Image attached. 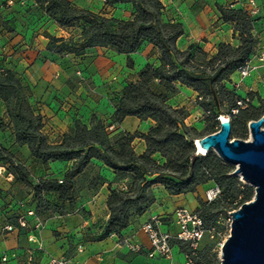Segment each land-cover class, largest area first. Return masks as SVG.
I'll list each match as a JSON object with an SVG mask.
<instances>
[{
    "label": "crops",
    "instance_id": "crops-1",
    "mask_svg": "<svg viewBox=\"0 0 264 264\" xmlns=\"http://www.w3.org/2000/svg\"><path fill=\"white\" fill-rule=\"evenodd\" d=\"M6 1L0 0V70L11 71L30 87L33 93L31 102L40 107L44 128L51 139H58L72 130L78 120L90 125L97 117L105 124L112 123L127 83L136 78L145 66L160 65L159 52L149 42L130 55L118 54L107 47H96L84 55L69 53L66 57L59 56L56 62L44 63L39 55L52 38L81 43L82 26L61 27L38 5L37 0H28L26 8L7 7ZM69 1L77 8L122 21L131 20L135 12L131 3ZM228 1L161 0L165 7L164 19L183 25L184 34L177 42L178 48L186 50L191 45H198L215 55L222 43L239 46L240 38L233 25L222 19L217 8ZM257 1L263 11L255 17L256 51L264 52V0ZM1 5L4 7L1 8ZM130 59L133 67L128 64ZM252 65L258 69L250 77L241 80L236 71L227 86L235 89L244 100L249 98V94H255L252 104L256 106V103L259 104L257 96L264 99V67L256 58H252ZM79 71L86 76L84 82H78L76 78ZM177 88L179 92L169 100V104L175 108L185 107L189 111L187 125L202 132L206 115L196 103L199 94L181 84H177ZM13 101L0 99V122L8 117L7 111L12 108ZM192 104L193 111L188 108ZM154 125L151 119L129 116L121 125L114 126L113 133L146 134ZM200 125L201 129L198 128ZM134 146L138 155L147 151L142 139L137 138ZM0 149L9 152L17 164L29 170L33 186L41 179L63 180L73 165L60 161L44 164L34 158L27 145L17 143L16 134L9 128H0ZM155 157L165 162L160 155ZM126 182L103 161L94 158L84 173L75 179L73 201H60L57 194L50 193L46 195L50 209L40 212L33 187L18 181L10 172L9 164L1 160L0 254L12 255L11 260L4 264H46L51 257H64L68 264H183L184 254L178 245L171 260L149 258L146 252L150 242L141 228L153 216H170L177 208L197 210L199 199L204 200L206 192L215 186L213 182L199 186L194 193L183 195H171L163 185H154V205L122 232V237H129L144 247L145 251L139 254L131 253L122 246L119 243L121 237L117 235L97 239L110 219L107 205L109 185L121 188ZM30 212L36 215L30 216ZM23 219L28 222L27 228L20 226ZM38 219L43 221V227L34 229ZM9 223H14L15 229L5 232L4 227ZM163 229L176 234L178 228L176 224L168 223ZM34 236L35 239L31 240Z\"/></svg>",
    "mask_w": 264,
    "mask_h": 264
},
{
    "label": "trees",
    "instance_id": "trees-1",
    "mask_svg": "<svg viewBox=\"0 0 264 264\" xmlns=\"http://www.w3.org/2000/svg\"><path fill=\"white\" fill-rule=\"evenodd\" d=\"M37 3L61 27L82 26L81 43L51 39L52 44H58L55 49L59 55H84L96 47H107L118 54L130 55L149 42L158 50L160 60L159 66H145L136 78L127 83L112 123L105 124L97 117L93 118L90 125L78 120L75 127L55 143H51L44 134L43 116L30 104L33 95L31 89L11 71L2 70L0 99L17 101L13 109L17 113L15 118L19 125L17 143L27 145L34 158L46 165L57 161L73 164L63 180L41 179L33 186L29 170L17 164L9 152L0 149V161L9 164L10 172L18 181L33 187L40 212L50 209L46 200V195L50 193L57 194L60 201L71 203L75 179L84 173L94 158L103 161L120 178L127 180L121 188L109 185L107 205L110 219L98 240L112 235L122 237V232L156 202L152 190L156 184L163 185L171 195H183L194 193L199 186L214 182L221 194L210 203L201 200L200 204L204 207L221 199L235 203L234 209L238 210L253 200L254 188L241 182L239 176L232 175V165L213 151L198 158L194 154L195 140L215 133L220 126L217 117L230 114L238 107L237 102L244 100L235 89L227 86V82L256 52L254 18L242 9L219 6L222 19L234 25L240 45L222 43L218 53L211 55L198 45H191L186 50L178 48L177 42L184 34L183 25L164 19L165 7L161 0H108L107 4L131 3L135 12L129 21L77 8L69 0H37ZM68 46L72 48L67 49ZM128 64L133 67L131 59ZM177 84L195 90L202 97L199 105L209 113L205 116L204 131L199 132L187 125L189 112L185 107L175 108L169 104V100L179 92ZM24 91H27L26 96L22 95ZM255 97V94H249L248 108L240 109L231 119L233 134L235 129L241 128L237 139L246 140L248 124L264 116V99L257 96L260 106L256 107L252 104ZM129 116L141 120L151 119L155 125L146 134H113V131H109L110 126L121 125ZM137 138L145 141L147 146V151L142 155L135 151L134 142ZM157 154L164 163L155 157ZM240 197L241 200L237 202ZM197 212L208 228L216 227L208 226L201 205ZM196 264H207L202 254Z\"/></svg>",
    "mask_w": 264,
    "mask_h": 264
},
{
    "label": "built area",
    "instance_id": "built-area-1",
    "mask_svg": "<svg viewBox=\"0 0 264 264\" xmlns=\"http://www.w3.org/2000/svg\"><path fill=\"white\" fill-rule=\"evenodd\" d=\"M105 3L108 0H103ZM28 0H8L6 1V6L10 8L28 7ZM232 9H242L245 11L251 18H254L260 14L263 10L262 7L258 4L257 0H229L225 5H222ZM4 6L1 5V8ZM252 58H256L261 66L264 67V52L256 51ZM252 58L249 59L243 66H241L237 72L240 74L241 80H244L252 75V73L258 69V67L252 65ZM83 79L82 72L77 73ZM202 100V97L198 95L196 99L197 105ZM249 99L239 100L237 102V108L233 109L228 115H219L217 120L220 122L231 120L233 116L239 113L240 109L248 108ZM209 113L205 112V115ZM222 117H226L225 120ZM250 124V123H249ZM248 124V131L250 133V128ZM220 126L218 127V132ZM114 126L109 127V131H113ZM215 132V133H216ZM214 134V133H213ZM196 153L194 156L196 158L199 156V146L197 145V140H195ZM221 194V190L218 186H214L212 189L208 190L205 194L204 202L210 203L213 202ZM30 216H35L33 212L29 213ZM168 223H174L177 226V233L172 234L169 230H164L163 227ZM20 226L23 228L28 227V222L23 219L20 223ZM43 227V221L40 219L37 220V223L34 229H40ZM15 229L14 223H9L4 227L5 232H12ZM141 230L147 236L150 242V248L147 250L146 254L149 258H164V259H173L175 247L178 245L184 254V264H196L197 261L201 259L202 244L208 238L210 240H215L221 248L229 237H224L223 231L219 230L217 227L208 228L200 214L197 210L192 211L187 208L181 207L177 208L170 216H153L147 223H145ZM35 236L33 237L34 240ZM222 240V241H221ZM221 241V242H220ZM119 243L126 247L129 252L134 254L142 253L144 247L134 242L129 237H121ZM221 257V256H220ZM12 258V255L9 253L0 254V264L8 263ZM221 262V258H220ZM68 260L64 257L56 258L51 257L46 264H68Z\"/></svg>",
    "mask_w": 264,
    "mask_h": 264
},
{
    "label": "water",
    "instance_id": "water-1",
    "mask_svg": "<svg viewBox=\"0 0 264 264\" xmlns=\"http://www.w3.org/2000/svg\"><path fill=\"white\" fill-rule=\"evenodd\" d=\"M249 128L250 140H231L232 122L226 120L218 132L197 140L199 147L236 167L234 174L255 189L253 200L231 213L221 264H264V116L251 121Z\"/></svg>",
    "mask_w": 264,
    "mask_h": 264
},
{
    "label": "rangeland",
    "instance_id": "rangeland-1",
    "mask_svg": "<svg viewBox=\"0 0 264 264\" xmlns=\"http://www.w3.org/2000/svg\"><path fill=\"white\" fill-rule=\"evenodd\" d=\"M107 4V3H106ZM219 6H217L218 8ZM233 25V24H232ZM234 27V25H233ZM235 30V29H234ZM239 36V35H238ZM240 38V37H239ZM73 42V41H72ZM74 43V42H73ZM58 44H52V40L50 42V44L45 48L44 52L40 55H39V58L42 62L46 63V62H56L58 61V57L59 56H62V55H59L57 52H56V49L55 47L57 46ZM72 46H68L67 49H71ZM68 54L66 53L65 55H63L62 57H66ZM1 70H0V78H1ZM82 72V71H81ZM82 76H83V79L86 78V76L84 75V73L82 72ZM76 78L78 79V82H84V80L81 78V76H79L78 74H76ZM134 79V78H133ZM132 79V80H133ZM26 86V85H25ZM30 88V87H29ZM248 93H250V91H248ZM22 95L23 96H26L27 95V91H24L22 92ZM248 96V95H247ZM32 99V97H31ZM31 99H30V104L32 105V107L34 108V110L37 112V113H40V107L36 104H33L31 102ZM12 103V102H11ZM16 103L17 101L14 100L13 101V104H12V111L11 113L9 112V109H8V117L1 120L0 122V128L1 129H4V130H7L8 128L14 133L16 134L18 129H19V125H18V120L15 118V115L17 113L14 112V108L16 106ZM256 106L259 107L260 104L256 103ZM194 104L192 105H188V108L190 110H194ZM227 109V108H226ZM189 112V111H188ZM41 114V113H40ZM224 115V114H223ZM6 120V121H5ZM24 126H27V124H23ZM45 126V124H44ZM206 127V124L204 125V129ZM199 129L202 128V126H198ZM239 129L241 130L240 127H238L237 129L234 130V134L232 132V135H231V140H235L237 139V136H238V131ZM203 130V129H202ZM43 131H44V134L47 136L48 140L51 142V143H55L59 140L62 139L63 135L60 136L58 139H51L49 134L46 133V130L45 128H43ZM204 131V130H203ZM114 134V133H113ZM246 140H250L251 138V134H249V131L247 132L246 134ZM214 152V151H213ZM233 167V172H232V175L236 176L234 174L235 170H236V167L232 166ZM240 181H242V178L239 177ZM244 183V182H243ZM214 185H216L214 182H213ZM246 184V183H244ZM249 185V184H247ZM250 186V185H249ZM254 188V187H253ZM254 192H255V189H254ZM241 200V197L237 200V202H239ZM201 199H199V204L203 201H201ZM201 207L203 208V214L205 216H207V224L208 226H216L219 230L223 231V234L225 235L224 237H228L230 235V231H231V222H232V218H231V213L234 211V210H237V209H234L236 208L235 206V203L232 204V203H229L227 201H224V200H217L215 203L211 204V205H208V206H202V204H200ZM222 241V240H221ZM220 241V242H221ZM219 242L215 241V240H210V239H206L203 244H202V251H201V254H202V257L203 259L205 260V262L207 264H221L220 262V256H221V248L220 246L218 245ZM185 261V260H184ZM184 261H183V264H184Z\"/></svg>",
    "mask_w": 264,
    "mask_h": 264
},
{
    "label": "bare ground",
    "instance_id": "bare-ground-1",
    "mask_svg": "<svg viewBox=\"0 0 264 264\" xmlns=\"http://www.w3.org/2000/svg\"><path fill=\"white\" fill-rule=\"evenodd\" d=\"M223 120L226 119V117H222ZM198 143V142H197ZM207 151L202 149L201 147H199V156H206L207 155Z\"/></svg>",
    "mask_w": 264,
    "mask_h": 264
}]
</instances>
